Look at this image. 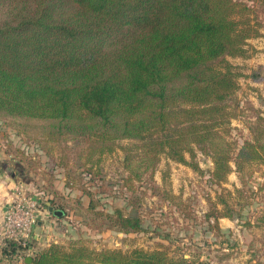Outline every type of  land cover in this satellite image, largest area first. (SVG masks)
<instances>
[{
    "label": "trees",
    "instance_id": "trees-1",
    "mask_svg": "<svg viewBox=\"0 0 264 264\" xmlns=\"http://www.w3.org/2000/svg\"><path fill=\"white\" fill-rule=\"evenodd\" d=\"M254 9L244 0H0V114L53 121V138L103 143L101 154L112 142L142 140L143 172L161 152L185 163L199 144L213 155L214 174H227L231 144L217 127L239 73L224 56H245L260 35ZM256 142L238 148L239 166L264 162ZM97 207L92 199L87 210ZM95 214L100 227L108 219V228L143 230L142 217L122 208ZM49 232L25 264H210L160 249H96Z\"/></svg>",
    "mask_w": 264,
    "mask_h": 264
},
{
    "label": "rangeland",
    "instance_id": "rangeland-1",
    "mask_svg": "<svg viewBox=\"0 0 264 264\" xmlns=\"http://www.w3.org/2000/svg\"><path fill=\"white\" fill-rule=\"evenodd\" d=\"M244 1L255 5L251 18L260 35L248 40L245 56H224L239 73L236 91L223 102L227 116L217 127L231 144L227 174H214L213 155L199 144L185 153L187 162L161 152L143 172L139 159L147 154L142 140L112 142L114 149L101 154L103 143L70 134L53 138V121L0 114V174L24 180L19 189L38 197L42 212L50 200L66 210L62 218L51 214L55 222L41 228L30 249L17 243L3 248L0 264H25L26 257L51 241L49 230L55 229V240L81 237L96 249H160L210 264L264 263V249L256 243H262L264 231L253 227L257 222L252 220L254 201H264V162L239 166L245 160L236 155L246 141L264 142V0ZM136 172L142 175L136 177ZM92 199L98 207L88 211ZM242 204L246 209L239 214ZM117 207L140 215L143 230L108 228V219L98 226L102 217L95 211L113 213ZM229 211L238 220L222 226V213Z\"/></svg>",
    "mask_w": 264,
    "mask_h": 264
},
{
    "label": "built area",
    "instance_id": "built-area-1",
    "mask_svg": "<svg viewBox=\"0 0 264 264\" xmlns=\"http://www.w3.org/2000/svg\"><path fill=\"white\" fill-rule=\"evenodd\" d=\"M42 205L39 198L21 192L20 195L6 207L4 218L0 226V248L10 243H17L28 247L32 238H36Z\"/></svg>",
    "mask_w": 264,
    "mask_h": 264
},
{
    "label": "crops",
    "instance_id": "crops-1",
    "mask_svg": "<svg viewBox=\"0 0 264 264\" xmlns=\"http://www.w3.org/2000/svg\"><path fill=\"white\" fill-rule=\"evenodd\" d=\"M21 185L25 186L24 180H18L15 178L6 180L0 174V226L2 224L7 205L9 203H11L12 201H14L20 195V193L23 192V190L19 189V187ZM254 204H257V206L254 207L256 212H255L254 218L252 220H254V223L255 222H257V223L255 225H253V227H256L258 225L257 227L261 228L264 231V223L257 220L258 218H261L264 215V201H254ZM245 209H246V206L239 205L238 206V213H239V211H242L241 213H244ZM51 214H53V213L49 212L48 209H47V211L42 212L41 219H40L39 226H38L39 228L38 227H37L38 229L36 228L37 235H41L39 233V231L41 230V228L45 227L47 225V223L55 222L54 219H52ZM54 216L57 218H62V217H58L56 215H54ZM242 218H244V217L242 216ZM232 219L238 220V217L234 216V215H232L231 217L230 216H222V223H221L222 226H225L224 223H226V226H228L230 224L229 220H232ZM58 222L60 223L61 221H58ZM237 226L242 228V225H240L238 223H237ZM262 233H264V232H262ZM42 238L43 237H41V239ZM260 241L262 243L259 244L258 241L256 243L258 246H260L259 249L261 250V249H264V245H263L264 240L260 239ZM46 245H44V246H46ZM257 245H256V247H257ZM1 253H2V249H0V254ZM14 253H13V255L15 256ZM26 259H27V257H26Z\"/></svg>",
    "mask_w": 264,
    "mask_h": 264
},
{
    "label": "water",
    "instance_id": "water-1",
    "mask_svg": "<svg viewBox=\"0 0 264 264\" xmlns=\"http://www.w3.org/2000/svg\"><path fill=\"white\" fill-rule=\"evenodd\" d=\"M48 209L51 213H53L54 215L58 216V217H62L64 215V211L61 210V209H56L54 206H52L50 203H48ZM26 261L28 263H31L32 262V257H28L26 259Z\"/></svg>",
    "mask_w": 264,
    "mask_h": 264
}]
</instances>
